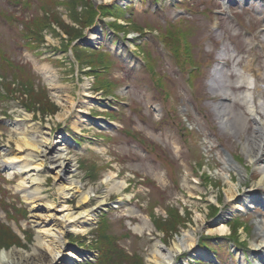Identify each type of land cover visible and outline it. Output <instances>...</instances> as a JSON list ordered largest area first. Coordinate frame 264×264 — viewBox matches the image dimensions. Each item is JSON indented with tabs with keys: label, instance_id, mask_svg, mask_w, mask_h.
Listing matches in <instances>:
<instances>
[{
	"label": "rangeland",
	"instance_id": "1",
	"mask_svg": "<svg viewBox=\"0 0 264 264\" xmlns=\"http://www.w3.org/2000/svg\"><path fill=\"white\" fill-rule=\"evenodd\" d=\"M223 1L0 0V244L6 245L0 253L31 252L39 234L30 206L17 188L22 177L16 173L10 177L4 164L5 154L18 150L16 140L23 130L38 141L47 139L54 151L61 146L58 137L72 138L75 144L65 147L78 164L82 191L96 187V195H103L101 181L111 171L127 183L121 193L107 194V205L96 211L98 220L90 231L70 232L66 237L68 248L73 245L91 253L80 264H148L156 240L169 247L190 230L197 235V253L181 255L179 262L241 264L244 252L254 264L251 237L257 222L264 220V209L252 208L244 215L237 205L226 206L225 222L232 228L223 235L200 232L195 224L199 214H205L207 221L221 217L220 207L209 196L213 192L221 202L227 197L225 186H231L223 168L226 156L243 169L245 185L257 180L255 167L240 145L245 136L228 132L219 123L215 106L227 92L233 96L251 90L253 98L262 94L244 83L239 87L233 83L245 68L263 90L264 2L248 1L245 7L241 2L230 4L226 14L216 15L223 12ZM104 6L114 13L103 16ZM117 16L116 23L124 25L109 35ZM94 29L103 31L105 39H95L93 47L81 43L100 37ZM132 34L136 38L128 41L134 52L120 51L119 42ZM136 56L145 64L133 67ZM217 64L222 67L218 74L222 93L209 88ZM45 66L59 77L60 98L74 102L65 119H58L66 109L49 88L42 73ZM87 81L91 85L86 91L96 96L102 90L109 101L94 103L90 114L117 122L118 128L104 122L105 128L94 125L74 131L80 103L87 98L83 86ZM230 103L232 111L244 115L237 123L245 131L251 129L254 123H248L247 107L234 98ZM25 112L31 123L23 121ZM39 176L45 179L43 197L56 206L62 203L53 176ZM76 196L63 203L80 211V193ZM94 198L87 206L97 203ZM128 206L136 210L134 215L126 214ZM144 219L152 227L139 234L133 226ZM238 224L246 227L244 232Z\"/></svg>",
	"mask_w": 264,
	"mask_h": 264
},
{
	"label": "bare ground",
	"instance_id": "2",
	"mask_svg": "<svg viewBox=\"0 0 264 264\" xmlns=\"http://www.w3.org/2000/svg\"><path fill=\"white\" fill-rule=\"evenodd\" d=\"M100 1L113 2L114 0H96V4ZM124 1V0H116ZM243 1V0H240ZM97 35L92 36L90 39L93 41L97 38ZM133 37V35L129 36ZM123 51H133L135 49L130 43H127L126 47L122 43L119 46ZM220 65H216L213 68V74L209 80V88L212 91L222 93V84L220 74ZM245 72V73H244ZM42 73L46 78L49 88L54 89V94L60 101L62 108L66 109L63 114L58 116V119H65L70 112L72 107H74V102L61 99L59 96L61 83L59 77L55 70L50 66H45L42 68ZM247 71L242 68L236 87L246 84L247 87L252 88L255 79L252 74L246 75ZM91 85L88 81L85 82V96L87 97L85 101L80 103L79 114L74 122V131L81 132V128H89L96 126L99 117L92 119L90 114V109L97 102L98 97L86 91V87ZM254 87L256 92L264 94V87ZM258 95L257 98H253L251 95V90L247 91L245 94L235 95L225 93L222 102L215 106V111L217 113L219 123L228 132H233L237 136H245L244 139H239L242 145V152L244 156L248 159L251 166L255 167L253 171L257 180L251 185L246 184V176L243 169L237 166V163L232 159V156H226L224 161V171L227 173L226 179L229 184L225 182L229 188L225 190L227 193L226 199L221 202L219 201V196L214 195L212 192L209 196L210 202H215L221 209V217L216 220L207 221V216L205 214H199L196 218L195 224L197 225L198 231H207L209 233L215 232L217 234L223 235L229 232L228 223L225 222V215L228 211H224L226 206L232 208L237 205L236 210L241 211L248 207L253 208L255 202H264V95ZM231 98L236 101L242 102L247 107V112L250 114L251 119L248 123L253 122L254 125L251 129L245 131L241 123H237L236 120H240L244 117L242 115L238 116L231 107ZM229 102V103H228ZM228 103V104H227ZM83 107V108H82ZM234 115V117H233ZM231 116L234 118L232 123ZM23 121H29L31 123V115L24 113ZM244 121V120H243ZM17 125V124H16ZM238 129H235V128ZM246 135V132H250ZM243 132V133H241ZM241 133V134H240ZM57 136V135H56ZM57 138V137H56ZM55 138V139H56ZM56 141L61 146H58L54 151L52 145L47 143V139L43 141H38L35 136L29 135L25 131L21 130L16 143L19 148L17 151H11L5 154L6 170L10 177L14 173L18 174L21 178L17 188L22 192L23 199L29 204L32 211L31 217L35 222V227L38 228L39 234L36 237V245L31 252H23L20 249H12L10 251H3L0 253V264H80L83 260H88L91 253L87 251H81L80 248L76 246H70L68 248L65 244L67 243L66 237L70 232L75 233H86L91 230L92 226L96 224L98 218L96 217V211L102 210L106 207V198L108 193L117 192L121 193L126 187L127 183L122 179H119L117 174L113 171L109 172L105 178L101 181L105 186L102 190L103 195H96V187H90L86 191H82V181L77 177V163L72 160L71 156L67 152V147L72 146L75 143L71 142V137L69 135H62V137L57 138ZM68 145L67 147H65ZM98 151H102V148H98ZM67 171V173H66ZM232 172L236 173L239 179H237ZM41 173H48L54 178V186L56 196L58 199H63L62 203H58L50 199L43 197L42 191L44 190L43 184L45 179L39 176ZM253 176V175H252ZM80 193L79 206L80 211H74L72 208L66 206L64 203L73 197H77ZM200 195L199 193H197ZM97 199V203L87 206L91 197ZM263 196V199H262ZM119 201V200H118ZM64 202V203H63ZM120 202V201H119ZM119 207L118 204L114 205ZM245 206V207H244ZM41 210V211H40ZM136 210L131 207H127L126 214L134 215ZM196 213L198 210L196 209ZM217 222V223H216ZM134 231L141 234L146 229L151 230L149 222L144 219L143 224H135ZM226 232V233H225ZM255 234L251 237L252 245L249 249V254H251L250 260H256L261 258L264 263V221L259 220L255 229ZM197 235L195 231L190 230V232L185 231L182 236L177 241L167 247L164 243L158 239L153 245V249L148 257V264H190L188 261L179 262L181 255L188 254L189 256L197 253ZM79 249V250H75ZM243 262L241 264H251L247 261L244 252ZM259 264V263H258Z\"/></svg>",
	"mask_w": 264,
	"mask_h": 264
},
{
	"label": "trees",
	"instance_id": "3",
	"mask_svg": "<svg viewBox=\"0 0 264 264\" xmlns=\"http://www.w3.org/2000/svg\"><path fill=\"white\" fill-rule=\"evenodd\" d=\"M101 10H102V9H101ZM103 10H104V11H103V13H104L103 16H104V15L107 16V15H110V13H114V12L111 11V9H110L108 6H104V7H103ZM110 11H111V12H110ZM117 11H118V13H119V11H121V10H119V8H118ZM117 17H119V16H117ZM37 103H38V101H37ZM39 103H40L42 106L45 104L43 100H42V101L40 100ZM36 105H37V104H36ZM41 105H39V107H40ZM51 107L54 108V109L57 108V107L55 106L54 103H51ZM40 110H43V107H42V109H40ZM50 112H51V113H53V112L55 113L56 110H52V111H50ZM45 113H48V111H45ZM236 224H237V223H236ZM236 224H235V225H236ZM236 227H237V228L240 227L239 224H238V226H236ZM236 227H235V228H236ZM3 247L5 248L6 245L3 246V245L0 244V250H1V248H3ZM199 264H201V263H199Z\"/></svg>",
	"mask_w": 264,
	"mask_h": 264
},
{
	"label": "water",
	"instance_id": "4",
	"mask_svg": "<svg viewBox=\"0 0 264 264\" xmlns=\"http://www.w3.org/2000/svg\"><path fill=\"white\" fill-rule=\"evenodd\" d=\"M90 30H92V29H90ZM88 31H89V29H88ZM83 42H84L85 44H87L89 47H93L91 42L82 39V40H81V43H83ZM96 125H97V124H96Z\"/></svg>",
	"mask_w": 264,
	"mask_h": 264
}]
</instances>
